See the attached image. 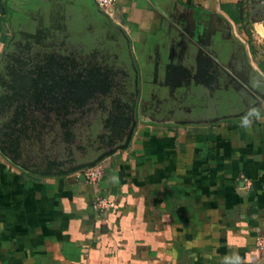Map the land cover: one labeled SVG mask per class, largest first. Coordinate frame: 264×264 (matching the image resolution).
I'll list each match as a JSON object with an SVG mask.
<instances>
[{
  "label": "crops",
  "instance_id": "obj_1",
  "mask_svg": "<svg viewBox=\"0 0 264 264\" xmlns=\"http://www.w3.org/2000/svg\"><path fill=\"white\" fill-rule=\"evenodd\" d=\"M12 1L82 23L98 13L94 0ZM240 2L116 0L143 91L206 87L199 66L211 63L207 48L225 38V20L234 23L223 5ZM255 73L264 80V68ZM253 87L244 113L142 117L95 184L84 171L27 173L0 154V264H264L255 249L264 237V83ZM50 140L45 150L61 147ZM97 198L113 207L95 209Z\"/></svg>",
  "mask_w": 264,
  "mask_h": 264
},
{
  "label": "flooded vegetation",
  "instance_id": "obj_2",
  "mask_svg": "<svg viewBox=\"0 0 264 264\" xmlns=\"http://www.w3.org/2000/svg\"><path fill=\"white\" fill-rule=\"evenodd\" d=\"M97 12L98 19L92 21L94 25L88 24L94 33L89 36L82 34V39L93 41L94 46H85L86 43L70 45L61 40L49 43L38 41L33 51L24 45L15 47L20 32L30 26L9 32L8 42L0 43V128L12 120L17 135L30 137L21 143V155L26 163L34 165L30 167L34 170L42 164L44 168L40 170L45 171L47 159L63 160L69 152L73 161L59 169L88 163L109 149L105 145L108 140L113 144L111 147L122 144L132 128L133 119L137 120V125L141 119L139 110L144 91L140 76L136 84L135 77L131 79L130 76L133 70H129L125 63H117L123 52L121 49L126 47V34L114 18L110 19L98 9ZM65 19L71 33H81L75 28L82 23L74 19L72 14H68ZM104 28H108L118 38L114 40L120 55L111 51L110 45L114 41H108L110 37L104 38ZM207 50L210 54H216L220 75L211 63L202 64L198 74L201 84L207 89H221L220 99L229 97V93L236 89L252 100L250 92H247L248 87L264 83V80L249 65L248 56H252L250 47L246 51L232 39L224 38L218 44L210 43ZM234 54H237L236 59H232ZM207 70L209 73L204 72ZM53 84H72L74 93L84 104H72L67 107L69 112L65 115L64 108L48 97L47 88ZM56 96L60 98L58 94ZM250 107V104L247 105L237 114L244 113ZM66 120L73 122L68 126L73 135L71 143L65 142V129L61 127ZM38 133L41 134L38 135L41 144L37 139ZM46 137H51L50 141L54 143L59 139L57 142L61 141L62 144L56 147L57 150H45L43 156L47 155L48 158L40 159L38 149ZM58 150L62 153L58 154Z\"/></svg>",
  "mask_w": 264,
  "mask_h": 264
},
{
  "label": "rangeland",
  "instance_id": "obj_3",
  "mask_svg": "<svg viewBox=\"0 0 264 264\" xmlns=\"http://www.w3.org/2000/svg\"><path fill=\"white\" fill-rule=\"evenodd\" d=\"M90 1V0H89ZM92 2V0H91ZM242 9L248 14V18L245 22L240 24H232L225 20L223 27L221 29L222 34L225 38H230L232 41L237 42L246 51L248 47L252 46L256 50V56L249 55L248 62L251 68H255V71H260L263 73L264 68V35L260 34L257 30V24H260L264 29V0H241ZM91 12V13H90ZM88 11L86 16L85 26L81 27L82 24L78 25L75 30H78L79 34L71 33L69 25H67V19L62 18V11L53 10L49 11L47 14H43L40 11L36 15H32V21L36 22L35 25H30L23 32H20L19 38L15 43V47L21 48L22 45L27 46V49L33 51L35 45L38 41L47 42H67L70 45H76L79 43H86L85 46H94L93 41H87L82 39V34L86 36L93 34V29L89 25H94L93 20L98 19V15L93 11ZM64 13V12H63ZM65 13L71 14V12L65 11ZM113 18L114 15H113ZM94 22V21H93ZM83 28L85 32L81 31ZM102 33L105 34L104 38L108 41H114L111 43V51L118 53L120 51L113 32L108 28H104ZM103 34V35H104ZM96 37V36H95ZM92 39V38H91ZM94 39V38H93ZM116 39V40H114ZM115 44V46H114ZM50 47V46H47ZM45 48L48 50V48ZM122 55L120 56V61L128 65L130 68L129 57L126 58L127 51L121 49ZM124 53V54H123ZM194 53V50H192ZM1 54V46H0ZM214 70H217L220 75L219 62L217 60L216 54L207 53ZM128 56V55H127ZM237 54L232 56V59H236ZM124 57V60L123 58ZM194 57V56H193ZM258 60L262 61L260 66ZM219 67V68H218ZM131 79L134 77V73H131ZM144 76V75H143ZM210 82L209 79H207ZM176 85V84H175ZM175 87V86H174ZM200 88V89H199ZM233 91V92H232ZM229 94V97H221V89H207V87L198 86L197 88L180 89V90H158L152 89L150 91H144L142 100L140 101V118H148L163 121L169 118H175L179 122L187 120L189 118H212L216 116L226 117L231 114H237L246 108L247 105H253L251 99L246 95L238 92V90L233 89ZM241 91V90H240ZM148 92V93H146ZM216 94V96H215Z\"/></svg>",
  "mask_w": 264,
  "mask_h": 264
},
{
  "label": "water",
  "instance_id": "obj_4",
  "mask_svg": "<svg viewBox=\"0 0 264 264\" xmlns=\"http://www.w3.org/2000/svg\"><path fill=\"white\" fill-rule=\"evenodd\" d=\"M3 12H4V8H3L2 0H0V13H3ZM125 38L127 41L126 42L127 43L126 44L127 49L129 51L128 57H129V61H130V66L134 72L135 83L137 84L139 72H138V70L134 64V56L130 51V41L127 37H125ZM47 89H48V93H47L48 97L52 101H54V103H56L57 105L59 104V106L64 108V114L65 115L68 114V112H69V110H67V107L72 106V104L73 105L77 104V106H82L84 104V102L80 100V97L78 98V94L74 93V90H73L74 87L72 86V84H68V85L53 84ZM57 94L60 96L61 99L60 98L58 99V97L56 96ZM260 98H263V97H260ZM13 123L14 122L11 120L7 124H4L0 128V154L9 163L16 166L17 168H19V169H21L27 173L36 174V175H40V176L68 175V174L82 172L85 169H88V168L95 166L96 164L102 162L104 159L115 154L117 151L125 150L128 147V145L130 144L131 139L134 135L135 129L137 127V120L134 118L132 128L130 129V131L126 135V138L122 144L111 147L113 144H112L111 140H108L105 143V145L107 147H109V149L107 151L99 154L96 158H94L92 161H90L88 163L77 165L75 167L70 166V167H67L66 169H59V167H64V165L66 163L70 164V162L73 161L72 156H71V152H69V154H67L65 156V159H63V160L50 161L49 159H47L46 160L47 167L45 168V171H41L40 168L42 167V164L38 165V167H36L34 170V169L30 168L31 166L33 167L34 165H29V163H26L25 160L23 159V157L21 155V143L24 140H28L30 137L27 135H25V136L17 135L15 133ZM69 123L72 124L73 122L66 120L61 125V127L65 129L64 140L67 143H71L73 141V135L70 133L69 128H68ZM116 125H119V123H117ZM38 135H41V134H39V133L37 134L38 142L41 144V140H40V137ZM38 153H39L40 159H42L43 157L48 158L47 155L43 156V154H45V149L43 148V145L39 147ZM53 170H57V172L54 173ZM80 178L85 179V176L83 174H81Z\"/></svg>",
  "mask_w": 264,
  "mask_h": 264
},
{
  "label": "trees",
  "instance_id": "obj_5",
  "mask_svg": "<svg viewBox=\"0 0 264 264\" xmlns=\"http://www.w3.org/2000/svg\"><path fill=\"white\" fill-rule=\"evenodd\" d=\"M17 8L13 7L12 0H2L4 12L0 13V43L6 44L8 42V33L11 31H19L23 27L33 25L31 20V14L35 13L38 8L34 1L23 2L20 1ZM231 8H234L233 10ZM223 11L228 15V17L235 23L240 24L245 22L248 18V14L242 9V4L237 3L234 6L223 5ZM251 53L256 56V50L254 47L250 46ZM259 65H262V61L258 60Z\"/></svg>",
  "mask_w": 264,
  "mask_h": 264
},
{
  "label": "built area",
  "instance_id": "obj_6",
  "mask_svg": "<svg viewBox=\"0 0 264 264\" xmlns=\"http://www.w3.org/2000/svg\"><path fill=\"white\" fill-rule=\"evenodd\" d=\"M116 0H94V4L98 10L104 13L110 19L113 18V6ZM104 166L102 162L95 166L85 169L84 176L88 183H98L104 175ZM113 207V204L104 199L97 198L95 200L94 208L97 210H106ZM255 249L259 257L264 258V237L258 236L255 238Z\"/></svg>",
  "mask_w": 264,
  "mask_h": 264
},
{
  "label": "bare ground",
  "instance_id": "obj_7",
  "mask_svg": "<svg viewBox=\"0 0 264 264\" xmlns=\"http://www.w3.org/2000/svg\"><path fill=\"white\" fill-rule=\"evenodd\" d=\"M257 30H258V32H259L260 34H262V36L264 35V29H263L262 26H259V27L257 28Z\"/></svg>",
  "mask_w": 264,
  "mask_h": 264
}]
</instances>
